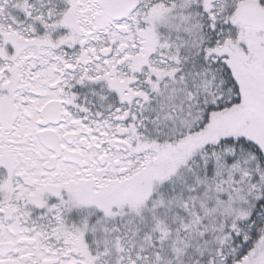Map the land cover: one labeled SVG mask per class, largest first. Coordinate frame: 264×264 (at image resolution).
Masks as SVG:
<instances>
[{"label":"snow or ice","instance_id":"1","mask_svg":"<svg viewBox=\"0 0 264 264\" xmlns=\"http://www.w3.org/2000/svg\"><path fill=\"white\" fill-rule=\"evenodd\" d=\"M0 264H264V0H0Z\"/></svg>","mask_w":264,"mask_h":264}]
</instances>
